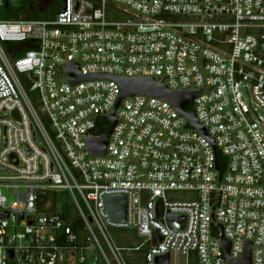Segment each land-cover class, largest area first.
Listing matches in <instances>:
<instances>
[{
  "label": "built area",
  "instance_id": "2783aa9c",
  "mask_svg": "<svg viewBox=\"0 0 264 264\" xmlns=\"http://www.w3.org/2000/svg\"><path fill=\"white\" fill-rule=\"evenodd\" d=\"M111 79L198 92L185 111L206 136L168 102L135 95L115 110L104 156H92L88 141L121 95ZM257 109L264 0H62L49 20H0V264H125L116 230L135 232L144 264L172 253L228 264L248 244L250 264H264ZM112 195L127 198L124 223L105 210ZM67 199L81 234L60 213Z\"/></svg>",
  "mask_w": 264,
  "mask_h": 264
},
{
  "label": "water",
  "instance_id": "95a60500",
  "mask_svg": "<svg viewBox=\"0 0 264 264\" xmlns=\"http://www.w3.org/2000/svg\"><path fill=\"white\" fill-rule=\"evenodd\" d=\"M5 6H10L16 10H23L27 6V0H7ZM75 72V69L72 66L67 68V74L73 83L78 80H71L72 74ZM77 72V71H76ZM95 78H86L79 77V80H91ZM109 79V78H104ZM118 83L121 89V95L117 101L114 109L107 117V122L110 124V129L106 134H103L100 138L95 140L88 141V149L92 156H104L108 139L112 132L113 127L115 126V110L118 108L120 101L122 99L131 98L135 95H143L147 97H155L162 99L172 105L180 114L185 116L189 124L201 133L203 136H206L205 130L199 127L195 115L193 112H186V106L198 95V92H171L168 91L166 87L160 86L152 79H111ZM105 210L113 222L124 223L127 219V198L125 195H112L104 199ZM6 217V216H5ZM22 219V217H20ZM174 218L170 217V220ZM221 243L225 248L226 255L228 256L229 244L221 239ZM155 244V241L152 243ZM250 251L251 246L246 245L243 258L239 261L228 260V264H250ZM11 257V252L9 253ZM160 264H169V256L166 255L162 258Z\"/></svg>",
  "mask_w": 264,
  "mask_h": 264
},
{
  "label": "trees",
  "instance_id": "16d2710c",
  "mask_svg": "<svg viewBox=\"0 0 264 264\" xmlns=\"http://www.w3.org/2000/svg\"><path fill=\"white\" fill-rule=\"evenodd\" d=\"M35 0H27V6L23 10H16L13 9L10 6H3L0 8V17L2 19L0 20H18V19H24V20H33V21H45L52 19L56 13L59 11L62 0H52L50 6L44 10V12H40L35 7L34 4ZM8 48V47H6ZM188 110L191 109L188 107ZM110 129V125L106 121V119H102L101 121V129L99 130L100 134H106ZM218 158V166L221 170V160L222 157L220 154H217ZM62 210H60L63 218L72 226L75 233L81 234L82 233V222L80 218L78 217V214L72 204V202L67 199L65 204L61 207ZM141 243V240H140ZM129 245L126 247H120L122 249L124 263L125 264H144L143 262V255L144 251H134L132 249L138 247L140 245ZM192 261L196 263V260Z\"/></svg>",
  "mask_w": 264,
  "mask_h": 264
},
{
  "label": "rangeland",
  "instance_id": "374dc122",
  "mask_svg": "<svg viewBox=\"0 0 264 264\" xmlns=\"http://www.w3.org/2000/svg\"><path fill=\"white\" fill-rule=\"evenodd\" d=\"M52 0H36V5L35 7L40 10V12H44L50 4ZM0 19H2L0 17ZM246 101L248 102V98H246ZM252 106H254L252 104ZM257 115L258 117L264 121V109H257ZM262 131L264 133V127L262 128ZM38 142H41L40 138L38 137ZM7 177V174L4 171H0V178ZM1 194L5 197L7 204H11L13 202H16L17 196L14 193L13 190H7V189H2ZM176 199L182 200L185 198H188L191 196V193L189 192H176L172 194ZM110 238L114 242V244L118 247H126L129 245H138L140 243V239L136 236L134 231L131 230H116L110 232ZM122 260L124 261L123 258V253H121ZM110 264H115L114 261L109 258ZM99 264H104L102 260H100ZM170 264H195L192 260L186 259L184 255L181 254H174L172 253L170 256Z\"/></svg>",
  "mask_w": 264,
  "mask_h": 264
},
{
  "label": "flooded vegetation",
  "instance_id": "af4514ba",
  "mask_svg": "<svg viewBox=\"0 0 264 264\" xmlns=\"http://www.w3.org/2000/svg\"><path fill=\"white\" fill-rule=\"evenodd\" d=\"M34 4L36 5V0H35Z\"/></svg>",
  "mask_w": 264,
  "mask_h": 264
}]
</instances>
